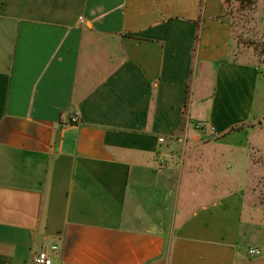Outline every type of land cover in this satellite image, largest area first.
Wrapping results in <instances>:
<instances>
[{"label":"crops","instance_id":"crops-1","mask_svg":"<svg viewBox=\"0 0 264 264\" xmlns=\"http://www.w3.org/2000/svg\"><path fill=\"white\" fill-rule=\"evenodd\" d=\"M232 39L222 0H0V264H264Z\"/></svg>","mask_w":264,"mask_h":264},{"label":"rangeland","instance_id":"rangeland-1","mask_svg":"<svg viewBox=\"0 0 264 264\" xmlns=\"http://www.w3.org/2000/svg\"><path fill=\"white\" fill-rule=\"evenodd\" d=\"M222 3L232 28L233 39L229 44L233 52L231 56L241 54L240 59L250 60L257 65L254 110L256 115H263L264 120V0H222ZM251 140H256L261 150L246 151ZM241 154L242 158L244 156V171L250 176L249 186L253 198L264 203V132H252ZM250 155L252 160L248 164Z\"/></svg>","mask_w":264,"mask_h":264},{"label":"built area","instance_id":"built-area-1","mask_svg":"<svg viewBox=\"0 0 264 264\" xmlns=\"http://www.w3.org/2000/svg\"><path fill=\"white\" fill-rule=\"evenodd\" d=\"M76 121H77V117H73L72 122H76ZM195 127L216 134L214 126H212L207 121L204 120L197 121L195 123ZM159 140L162 141L163 138H159ZM57 249H58L57 245H51L48 249L44 248L39 250L34 254L32 259V264H52L51 252H54ZM248 252L251 255H258L260 253V250L258 248L250 247L248 248Z\"/></svg>","mask_w":264,"mask_h":264},{"label":"trees","instance_id":"trees-1","mask_svg":"<svg viewBox=\"0 0 264 264\" xmlns=\"http://www.w3.org/2000/svg\"><path fill=\"white\" fill-rule=\"evenodd\" d=\"M242 1H244V2H245V0H242ZM238 128H240V126H238Z\"/></svg>","mask_w":264,"mask_h":264}]
</instances>
